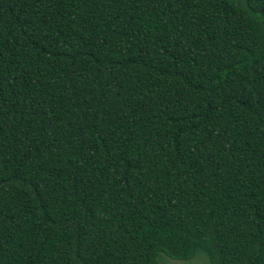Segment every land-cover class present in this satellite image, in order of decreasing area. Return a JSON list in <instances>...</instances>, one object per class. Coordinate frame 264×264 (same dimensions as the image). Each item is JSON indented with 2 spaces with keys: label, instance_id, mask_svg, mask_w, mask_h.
<instances>
[{
  "label": "trees",
  "instance_id": "16d2710c",
  "mask_svg": "<svg viewBox=\"0 0 264 264\" xmlns=\"http://www.w3.org/2000/svg\"><path fill=\"white\" fill-rule=\"evenodd\" d=\"M264 264V0H0V264Z\"/></svg>",
  "mask_w": 264,
  "mask_h": 264
},
{
  "label": "rangeland",
  "instance_id": "374dc122",
  "mask_svg": "<svg viewBox=\"0 0 264 264\" xmlns=\"http://www.w3.org/2000/svg\"><path fill=\"white\" fill-rule=\"evenodd\" d=\"M159 264H208L207 258L203 253H197L193 259L188 262H177L166 258L165 256L159 257Z\"/></svg>",
  "mask_w": 264,
  "mask_h": 264
}]
</instances>
